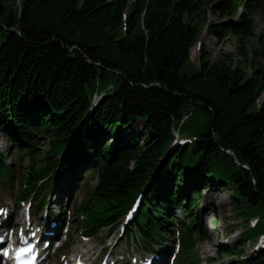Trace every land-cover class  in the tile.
I'll use <instances>...</instances> for the list:
<instances>
[{"label":"trees","instance_id":"trees-1","mask_svg":"<svg viewBox=\"0 0 264 264\" xmlns=\"http://www.w3.org/2000/svg\"><path fill=\"white\" fill-rule=\"evenodd\" d=\"M259 14L264 23V0H0V130L36 162L28 174L33 190L64 169L74 181L82 159L98 167L84 204L90 224L106 225L107 212L126 208L149 185L136 229L153 237L174 225L171 209L181 207L204 242L209 234L194 211L199 187L209 190L213 181L228 190L245 224L264 214ZM204 33L236 40V52L215 61L202 45L194 64L190 54ZM108 85L113 95L89 114ZM138 122L143 133L124 138ZM175 129L199 141L170 150ZM194 185L192 199L184 189ZM262 232L261 220L225 252L237 264H264V251H240Z\"/></svg>","mask_w":264,"mask_h":264},{"label":"rangeland","instance_id":"rangeland-1","mask_svg":"<svg viewBox=\"0 0 264 264\" xmlns=\"http://www.w3.org/2000/svg\"><path fill=\"white\" fill-rule=\"evenodd\" d=\"M211 21L216 22L217 19L214 17H210ZM256 28H255V34L256 36H259L263 29L264 24L262 23L261 17H256ZM200 42L202 45L205 46L211 53L213 60H219L224 55L235 53L236 47H237V41L236 40H226L224 42H219L215 38L209 36L208 34H204ZM253 44L257 46V41L254 40ZM200 51L198 50V47H195L192 52V62L196 64L198 60ZM144 129V124L142 122H138L135 125H131L125 132L122 133L123 137L126 138L127 136H130L132 133L142 134ZM112 139V138H111ZM111 143H116L115 138H113ZM0 152L6 153L8 156L7 164L17 165V153L12 151V145H10L9 142L5 140V135L2 134L0 131ZM24 164H27L29 162L27 157H24L23 160ZM18 177L20 174H17ZM61 182V181H59ZM61 184V183H60ZM96 181L94 180H88L86 185H83L80 187L79 191L77 193H73L74 199L72 200L71 204L68 205L71 210H75L77 212V208L82 204L83 200L87 198V195L95 188ZM19 186L16 183V187ZM215 187L212 188V190L208 191H201L202 192V199L200 202V205L202 207V211L200 212L201 218L203 219L204 223H206L209 226L210 235H211V242H206L204 244H200L196 249L194 255H197L198 261L200 264H206L207 259H214L212 263L209 264H235V257H220L218 253H220L224 248L230 247L233 248L237 242L240 241L242 232L246 231V227L244 224V221L236 217L234 210L232 209L231 205V198L228 194V192H221L216 193ZM228 189L232 191L231 186H228ZM15 191L12 189H4L0 190L1 193H3L6 197H10L13 195ZM68 202V200H66ZM214 205L216 208V213L211 210L210 205ZM215 214L218 216L217 223L214 221ZM264 216V214H261ZM72 220H71V228L75 229L76 236L75 239V248L79 247V237L77 234L79 233V226H80V218L72 211ZM79 219V220H78ZM108 235L107 230L103 231L99 238L97 240L93 239L92 244H95V251L94 255L91 257L92 259L95 258L97 254H99L103 247L109 246L110 244L111 249L110 251L115 252H127V253H135L137 250L136 248L138 246H127L126 242L123 238L120 237L119 233H115L114 237H112V240H107L106 236ZM167 243L171 244V249L174 245V239L169 237L167 239ZM215 243L216 246L212 247L211 244ZM117 244V246H116ZM256 242L250 243V245H245L242 249L243 252L249 256L254 255V247ZM115 245V246H114ZM210 246V247H209ZM115 247V249H114ZM209 247V248H208ZM92 248V247H91ZM73 249V250H74ZM180 264H189V260L180 263Z\"/></svg>","mask_w":264,"mask_h":264},{"label":"snow or ice","instance_id":"snow-or-ice-1","mask_svg":"<svg viewBox=\"0 0 264 264\" xmlns=\"http://www.w3.org/2000/svg\"><path fill=\"white\" fill-rule=\"evenodd\" d=\"M6 209L0 208V214H5ZM31 235L35 236L36 233L33 232ZM21 239L27 244V247H15L12 243H8L7 247L0 249V252L3 253L4 256L11 255L13 249H15V259L17 260L18 264H34V262H25L24 257L26 254H30L34 251V245L29 243L24 236L23 230H21ZM5 242V236L0 235V243ZM144 264H153V258L149 257L145 260Z\"/></svg>","mask_w":264,"mask_h":264},{"label":"bare ground","instance_id":"bare-ground-1","mask_svg":"<svg viewBox=\"0 0 264 264\" xmlns=\"http://www.w3.org/2000/svg\"><path fill=\"white\" fill-rule=\"evenodd\" d=\"M116 140H117V138H116ZM180 146H181V145H178V147H180ZM0 148H1V147H0ZM173 148H175V147L172 146V147L170 148V150H172ZM154 178H155V176H154ZM153 180H154V179H153ZM152 182H153V181H152ZM181 182H185V179H182ZM151 184H152V183H151ZM186 189L189 191V190H190V187H186ZM224 191L227 192V190L221 189V190H220V193H221V192H224ZM186 193L189 194V192H186ZM194 196H195V195H192V196H190V197H191L192 199H194ZM137 203L139 204V201H138ZM116 231L121 232L122 229H119V228H118V229H116ZM107 237H114V234H109L108 236H106V238H107ZM144 237H145V234H144ZM211 246H212V247H215L216 244L213 243V244H211ZM91 247H92V245H90V246L88 247V250H86V253L84 254V257H86L87 255H90V256H91V255L93 254V250H94V249H93V248L91 249ZM209 247H210V246H209ZM209 247H208V248H209ZM144 248H145V246L141 244L140 246H138L137 249H142V250H143ZM137 249H136V250H137ZM149 257L153 258V263H154V264H156V263H158V262H164V259L161 258V257H159L158 254L155 253V252H153L150 256H148V258H149Z\"/></svg>","mask_w":264,"mask_h":264}]
</instances>
